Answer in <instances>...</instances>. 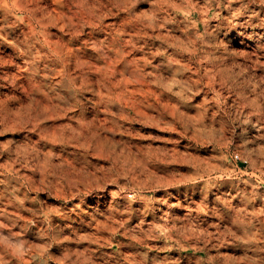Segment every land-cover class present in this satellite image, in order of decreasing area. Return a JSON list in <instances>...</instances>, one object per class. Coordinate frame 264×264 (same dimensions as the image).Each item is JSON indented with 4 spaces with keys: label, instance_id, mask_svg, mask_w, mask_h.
Returning <instances> with one entry per match:
<instances>
[{
    "label": "rangeland",
    "instance_id": "obj_1",
    "mask_svg": "<svg viewBox=\"0 0 264 264\" xmlns=\"http://www.w3.org/2000/svg\"><path fill=\"white\" fill-rule=\"evenodd\" d=\"M0 264H264V0H0Z\"/></svg>",
    "mask_w": 264,
    "mask_h": 264
},
{
    "label": "bare ground",
    "instance_id": "obj_2",
    "mask_svg": "<svg viewBox=\"0 0 264 264\" xmlns=\"http://www.w3.org/2000/svg\"><path fill=\"white\" fill-rule=\"evenodd\" d=\"M67 3V2H66ZM103 3V2H102ZM95 5V4H94ZM110 5V4H109ZM96 7V6H95ZM128 10V9H127ZM26 13V12H25ZM47 13V12H46ZM29 14V13H28ZM59 17V16H58ZM83 17V16H82ZM126 20V19H125ZM133 20V19H132ZM62 21V20H61ZM134 21V20H133ZM100 22V21H99ZM85 23V22H84ZM96 23V22H95ZM98 24V23H97ZM35 25V24H34ZM87 25V24H86ZM36 26V25H35ZM151 25H149V27H150ZM84 27V26H83ZM137 27V26H136ZM47 28V27H46ZM142 28V27H141ZM62 29V28H61ZM144 29V28H143ZM61 31V30H60ZM83 31V30H82ZM229 33V32H228ZM233 33V32H232ZM67 36H68V34H67ZM76 36V35H75ZM38 38V37H37ZM81 41V40H80ZM83 41V40H82ZM86 41V40H85ZM127 43V42H126ZM18 44V43H17ZM119 44H120V41H119ZM229 44H230V41H229ZM98 45V44H97ZM101 46V45H100ZM48 47V46H47ZM102 47V46H101ZM135 47V46H134ZM122 48V47H121ZM8 49V48H7ZM50 49V48H49ZM103 49V48H102ZM130 49V48H129ZM40 53V52H39ZM105 54V53H104ZM106 56H107V54H106ZM10 57V56H9ZM6 58V57H5ZM13 58V57H12ZM126 58V57H125ZM41 59V58H40ZM134 61V60H133ZM114 62V61H113ZM133 63H135V62H133ZM81 65V64H80ZM118 65V64H117ZM12 66V65H11ZM73 66V65H72ZM83 66V65H82ZM81 66V67H82ZM79 67V66H78ZM83 67H85V65L83 66ZM136 67H137V65H136ZM146 67V66H145ZM56 70H57V68H55ZM113 71H115V70H113ZM10 72V71H9ZM90 74V73H89ZM142 74V73H141ZM154 74V73H153ZM120 75V74H119ZM113 76V75H112ZM127 76V75H126ZM142 76V75H141ZM114 78V77H113ZM84 80V79H83ZM150 80V79H149ZM98 81V80H97ZM146 81V80H145ZM109 82V81H108ZM111 84V83H110ZM124 89V88H123ZM144 89V88H143ZM78 90V89H77ZM113 90V89H112ZM125 90V89H124ZM123 90V91H124ZM40 91H41V89H40ZM45 93V92H44ZM99 95V94H98ZM105 95V94H104ZM120 95V94H119ZM126 95H127V93H126ZM123 99V98H122ZM82 100V99H81ZM124 100V99H123ZM130 100V99H129ZM32 102V101H31ZM128 104V103H127ZM56 110V109H55ZM137 110V109H136ZM48 114V113H47ZM46 114V115H47ZM140 116V115H139ZM49 117V116H48ZM64 134V133H63ZM227 203V202H226ZM192 224V223H191Z\"/></svg>",
    "mask_w": 264,
    "mask_h": 264
}]
</instances>
